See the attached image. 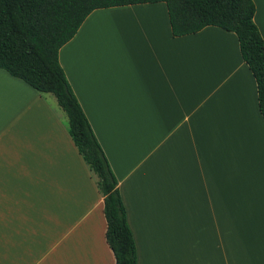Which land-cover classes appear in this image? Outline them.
Instances as JSON below:
<instances>
[{
	"label": "crops",
	"instance_id": "1",
	"mask_svg": "<svg viewBox=\"0 0 264 264\" xmlns=\"http://www.w3.org/2000/svg\"><path fill=\"white\" fill-rule=\"evenodd\" d=\"M58 57L117 178L137 264H264V117L235 33L174 36L164 2L133 3L94 9ZM64 119L0 68V264H115Z\"/></svg>",
	"mask_w": 264,
	"mask_h": 264
},
{
	"label": "trees",
	"instance_id": "2",
	"mask_svg": "<svg viewBox=\"0 0 264 264\" xmlns=\"http://www.w3.org/2000/svg\"><path fill=\"white\" fill-rule=\"evenodd\" d=\"M166 4L171 32L181 36L214 25L235 33L240 54L257 87L264 117V40L253 0H0V68L39 93H50L64 125L103 196L105 238L115 264H137L117 178L59 62V49L97 8L133 3Z\"/></svg>",
	"mask_w": 264,
	"mask_h": 264
},
{
	"label": "rangeland",
	"instance_id": "3",
	"mask_svg": "<svg viewBox=\"0 0 264 264\" xmlns=\"http://www.w3.org/2000/svg\"><path fill=\"white\" fill-rule=\"evenodd\" d=\"M50 95H52V94H50ZM53 96V95H52Z\"/></svg>",
	"mask_w": 264,
	"mask_h": 264
}]
</instances>
